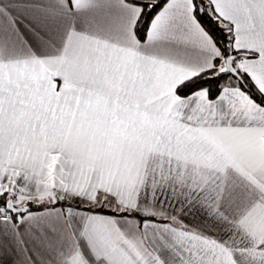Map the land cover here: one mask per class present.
Listing matches in <instances>:
<instances>
[{
	"label": "crops",
	"instance_id": "0c3cea01",
	"mask_svg": "<svg viewBox=\"0 0 264 264\" xmlns=\"http://www.w3.org/2000/svg\"><path fill=\"white\" fill-rule=\"evenodd\" d=\"M209 2L264 94V0ZM141 14L0 0V195L30 207L5 210L0 264H264V106L233 79L178 94L223 66L193 0H168L144 41Z\"/></svg>",
	"mask_w": 264,
	"mask_h": 264
},
{
	"label": "trees",
	"instance_id": "16d2710c",
	"mask_svg": "<svg viewBox=\"0 0 264 264\" xmlns=\"http://www.w3.org/2000/svg\"><path fill=\"white\" fill-rule=\"evenodd\" d=\"M130 2L139 5L142 8V14L136 23L135 32L140 41H144L147 37L149 26L154 16L162 9L168 0H129ZM195 15L208 32V34L214 40L220 56L216 59V66L219 65L222 60H226L229 56H235L234 66L240 73L244 84L240 83V86L254 99L258 104L264 106V94L255 86L251 78L247 73L242 71L236 66V61L241 59L244 55L233 49V31L230 26L225 24L215 13L210 2L203 0H193ZM248 57L252 55H247ZM224 70L215 68L208 72H205L185 84L178 89V94L182 97L188 96L191 93L199 90H205L208 93L210 99H216L222 92L229 78L230 74H224ZM10 199L8 194L0 195V209L6 210V203ZM61 204L66 206H73L82 209H89L88 207L82 206L81 203L74 198H66ZM39 208V207H38ZM92 210L103 212L107 214H119L128 215L131 213L127 212H116L108 208L92 207Z\"/></svg>",
	"mask_w": 264,
	"mask_h": 264
},
{
	"label": "water",
	"instance_id": "95a60500",
	"mask_svg": "<svg viewBox=\"0 0 264 264\" xmlns=\"http://www.w3.org/2000/svg\"><path fill=\"white\" fill-rule=\"evenodd\" d=\"M234 59L235 56H229L225 60L226 68L223 71L224 74H230L233 77H235L240 83L244 84V81L240 75V73L237 71L236 67L234 66ZM6 209L10 211L12 214H23L27 212L30 207L24 206V207H16L14 204V201L12 199H9L6 203Z\"/></svg>",
	"mask_w": 264,
	"mask_h": 264
},
{
	"label": "rangeland",
	"instance_id": "374dc122",
	"mask_svg": "<svg viewBox=\"0 0 264 264\" xmlns=\"http://www.w3.org/2000/svg\"><path fill=\"white\" fill-rule=\"evenodd\" d=\"M204 2L205 1H208L209 2V0H203ZM222 62H223V66H222V68H220V70H224V68H225V60H222ZM229 79H233L234 81H237V79L235 78V77H233V76H231ZM229 81V80H228ZM228 81H227V83H228ZM226 83V84H227ZM7 210V209H6ZM0 211L1 212H4V213H6L7 215H8V213L5 211V210H3V209H0ZM10 212V211H9ZM9 216V215H8ZM9 219H10V217H9Z\"/></svg>",
	"mask_w": 264,
	"mask_h": 264
},
{
	"label": "built area",
	"instance_id": "2783aa9c",
	"mask_svg": "<svg viewBox=\"0 0 264 264\" xmlns=\"http://www.w3.org/2000/svg\"><path fill=\"white\" fill-rule=\"evenodd\" d=\"M9 220H10L9 216L6 213L0 211V221H9Z\"/></svg>",
	"mask_w": 264,
	"mask_h": 264
}]
</instances>
